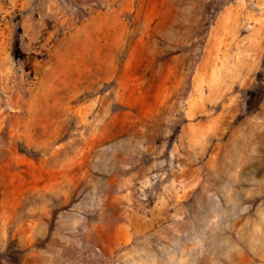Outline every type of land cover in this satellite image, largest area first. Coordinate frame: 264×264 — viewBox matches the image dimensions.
Returning <instances> with one entry per match:
<instances>
[{
    "label": "rangeland",
    "instance_id": "374dc122",
    "mask_svg": "<svg viewBox=\"0 0 264 264\" xmlns=\"http://www.w3.org/2000/svg\"><path fill=\"white\" fill-rule=\"evenodd\" d=\"M0 264H264V0H0Z\"/></svg>",
    "mask_w": 264,
    "mask_h": 264
}]
</instances>
